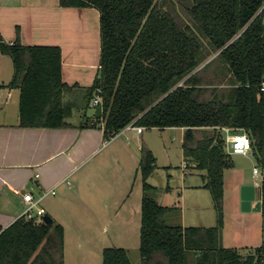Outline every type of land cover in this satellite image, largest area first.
Wrapping results in <instances>:
<instances>
[{
	"label": "trees",
	"instance_id": "16d2710c",
	"mask_svg": "<svg viewBox=\"0 0 264 264\" xmlns=\"http://www.w3.org/2000/svg\"><path fill=\"white\" fill-rule=\"evenodd\" d=\"M264 0H59L62 6L100 11L101 60L94 84L70 85L62 76L58 45L9 43L0 52L13 74L1 87L19 88V125L66 127L74 109L96 94L102 114H84L80 127L103 126L109 139L130 123L145 128L186 127L185 158L206 171L217 212L213 227L171 224L176 207L156 200L148 178L157 162L141 148L143 181L140 264H264V177L261 183L263 241L242 255L221 245L224 174L233 166L224 129L246 131L264 171ZM76 90H80L78 93ZM72 92V97L68 93ZM60 223L18 217L0 225V264H65ZM103 264H133L128 249H103Z\"/></svg>",
	"mask_w": 264,
	"mask_h": 264
},
{
	"label": "crops",
	"instance_id": "0c3cea01",
	"mask_svg": "<svg viewBox=\"0 0 264 264\" xmlns=\"http://www.w3.org/2000/svg\"><path fill=\"white\" fill-rule=\"evenodd\" d=\"M0 33L9 43L19 41L23 45H58L62 52L64 81L70 85L79 84L83 88L94 84L101 60V22L100 11L97 8L62 6L59 0H0ZM7 57L1 53L0 83H8L13 74V64L10 62L12 60ZM76 91L80 92V90ZM70 96L72 97V92L68 93L67 98ZM19 100V88H0L1 226H9L20 216L25 206L24 192L31 191L37 197L57 185V188L62 187L60 193L62 200L74 199L75 201L77 198L86 206L97 202L105 207L108 205L109 208L105 209L107 220L113 216L121 222L122 229L126 230L130 222L142 215V198L134 202L130 195L132 191L127 193L132 167H135L138 172L139 150L147 145L156 156L157 167L148 178L151 184L153 175L161 167L155 143L152 144L151 139L145 138L144 132L145 130H156L162 134V131L168 129L179 131L175 139L179 140L181 147L182 166H179L182 171L180 174L182 190L180 196L174 201V204H178L169 205L168 202L173 194L172 187L152 184L157 187L156 195L159 193L161 198L159 199L157 195L156 200L163 206L176 207L177 211H180L183 227L216 226L218 218L212 195L204 187L206 171L196 169L184 155L183 142L186 127H153L145 128L142 132H138L137 129H124L108 140L105 137L103 126L80 127L85 113L97 115L98 107L92 105V100L86 111L82 104L78 109H74L73 115L68 119L69 126L24 127L19 125ZM232 131L230 128L224 129L227 147L228 136L232 134ZM123 135L124 140H119ZM133 139L136 140L134 145H132ZM107 147L110 153H113L112 160L119 168V176L112 183H107L102 179L103 167L95 164L100 163V159L93 162L99 151ZM168 154L166 151V155ZM242 155L254 156L257 163L253 169L258 167L264 177L263 168L253 151ZM125 163L128 164V170H126ZM230 168L235 170L227 184L226 171ZM230 168L226 169L224 174V226L221 245L236 248L242 255H247L255 252L256 248L262 244L263 216L262 209L244 211L241 203L244 195L255 200L261 199V184L258 194V182L242 178L241 173L236 171L238 168L235 163ZM67 176L75 177L71 184L61 182ZM254 176L259 177L262 183L263 177L255 174ZM235 181L239 183V186L233 190L231 186ZM118 199H120L119 202ZM113 200L117 203V205L114 203L116 206L111 203ZM110 203L112 206L109 205ZM46 213L49 214L47 209ZM52 218L56 222V219ZM134 224V230L138 226L141 227L138 221ZM64 229V241L66 242L65 226ZM103 231L108 233L109 230L105 226ZM113 233L116 236L117 231L113 230ZM104 244V242L101 243L97 256L88 254V264H103L102 250L106 247ZM194 256L196 254L191 256V261L195 264L196 257ZM140 263L141 258L138 257L137 263L133 264Z\"/></svg>",
	"mask_w": 264,
	"mask_h": 264
},
{
	"label": "rangeland",
	"instance_id": "374dc122",
	"mask_svg": "<svg viewBox=\"0 0 264 264\" xmlns=\"http://www.w3.org/2000/svg\"><path fill=\"white\" fill-rule=\"evenodd\" d=\"M9 60L11 59L9 58ZM234 131H232V133ZM158 132L159 131L156 130H145L144 132V137L151 139L150 142L152 144L155 143L154 145L159 154L161 166L159 167V171L153 175L151 181L152 184L157 186L170 185L173 189V194L168 203H170L169 205L176 206L178 203L174 204V201L176 200V197L180 196L182 190L180 179V174L182 173L180 169V166H182V160L180 158L181 147L179 140L177 138L175 139V136L179 134V131L168 129L162 131V134H159ZM119 140H124V135L120 136ZM135 142L136 140L133 139L132 145H134ZM166 151H168V155H166ZM112 154V152L110 153L109 147L102 148L97 157L93 159L94 163L100 159V163L96 162L95 164L103 167L101 171V174L103 172L102 179L107 181V183L114 182L119 176V168L112 160ZM139 155L141 156V150H139ZM231 156L233 163H235L238 168L236 171L241 173L240 175H242V178L249 179L251 182H258L257 190L259 194L261 181L259 177L254 176L253 174V166L257 163L255 157L242 154H232ZM122 163L124 162L122 161ZM124 165H127V169H125L128 170V164L125 163ZM132 168L131 172L129 171L131 180L127 193L132 191L130 194L132 200L138 202L143 196V181L139 172V163L137 168L138 172L135 167ZM234 170L235 169L230 168L226 171L225 181L227 184H229V180L231 179ZM74 178L75 177L70 178V181L73 182ZM238 186L239 183L235 181L231 187L235 190ZM61 190L62 187L57 188L56 195H49L46 197L43 202H41V206L49 211V214L56 219V223H62L66 228V264H88V254L97 256V253L101 249L100 245L102 242L105 243L104 245H106V247L121 246L128 248L132 263H137V258L140 257V227L138 226V228L134 230V223L135 221H138L139 224L141 223V215L137 220L130 222L126 227L127 229L124 230L121 227V222H118L113 216L110 220H107L105 209L109 208L108 205L105 207L103 204L96 201L97 203H94L91 206H86L81 201L77 200V198L75 201L74 199L62 200L60 196ZM157 195L158 198L161 199L159 193ZM157 195L155 197H157ZM119 201L120 199H118V202ZM111 203L117 205L114 200ZM111 203L109 204L110 206H112ZM115 204L113 206H116ZM88 208H90V210H88ZM179 212L180 211H177L176 209V212L168 215V222L171 224H181ZM105 226L109 230L108 233L103 231ZM113 230L117 231L116 236L113 235Z\"/></svg>",
	"mask_w": 264,
	"mask_h": 264
},
{
	"label": "built area",
	"instance_id": "2783aa9c",
	"mask_svg": "<svg viewBox=\"0 0 264 264\" xmlns=\"http://www.w3.org/2000/svg\"><path fill=\"white\" fill-rule=\"evenodd\" d=\"M262 10H264V1L260 8V11ZM260 89L261 91L264 92V80L262 81ZM92 105L95 107L101 105V96L99 94H96L95 97L92 99ZM124 129H137L138 132H142L145 129V127L136 126L134 123H130L122 130ZM227 131H229V129H227ZM111 138L112 137H110L109 139ZM227 141H228L227 148L230 154H247L251 151V139L246 131L239 130L237 132H233L228 136ZM184 167H186V164H184ZM253 172L255 175L263 177V173L258 167H254ZM61 182H65L66 184H71L70 177L67 176ZM56 188L57 185L47 190L46 192H43L40 196L37 197L34 196V194L31 191L24 192L23 200L25 202V206L20 216H24L27 219H35L36 222H44L43 217L46 214V209L45 207L41 206V202L45 196L49 194H56L57 192Z\"/></svg>",
	"mask_w": 264,
	"mask_h": 264
},
{
	"label": "water",
	"instance_id": "95a60500",
	"mask_svg": "<svg viewBox=\"0 0 264 264\" xmlns=\"http://www.w3.org/2000/svg\"><path fill=\"white\" fill-rule=\"evenodd\" d=\"M102 114V105L98 106L97 108V116L100 117ZM244 199L242 200L241 203V208L244 211H249V210H254V211H260L262 209V200L261 199H252L248 198V195H244ZM44 222L47 224H52L54 222V219L49 215L45 214L44 217Z\"/></svg>",
	"mask_w": 264,
	"mask_h": 264
}]
</instances>
